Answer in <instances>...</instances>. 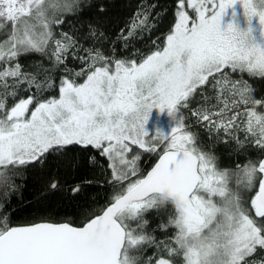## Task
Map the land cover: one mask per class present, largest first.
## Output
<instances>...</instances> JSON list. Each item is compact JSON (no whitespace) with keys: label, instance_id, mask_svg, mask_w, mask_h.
<instances>
[{"label":"snow or ice","instance_id":"1","mask_svg":"<svg viewBox=\"0 0 264 264\" xmlns=\"http://www.w3.org/2000/svg\"><path fill=\"white\" fill-rule=\"evenodd\" d=\"M155 8L141 0L105 52L99 24L83 38L75 25L64 30L81 0H0V201L22 169L73 148L111 189L80 225H12L0 202V264H264V96L249 83L264 81V0H175L168 31L144 52L133 40L151 36ZM121 41L131 52L117 55ZM34 54L43 59L29 71L21 58ZM220 143L258 156L222 168ZM144 154L157 158L148 170ZM162 208L166 242L148 230Z\"/></svg>","mask_w":264,"mask_h":264},{"label":"trees","instance_id":"2","mask_svg":"<svg viewBox=\"0 0 264 264\" xmlns=\"http://www.w3.org/2000/svg\"><path fill=\"white\" fill-rule=\"evenodd\" d=\"M140 2L141 0H81L83 11L78 16H70V23L63 26L64 30L68 31L72 25H75L79 29L80 37L83 38L89 22L99 24L110 38L102 45L103 50L108 52L110 43L115 40L120 29L126 28ZM147 2L156 4L153 16L155 17V13L158 12L160 17L151 36L145 35L143 39L133 40L135 47L144 52L149 51V47L146 45H150L151 41L157 37L162 39L163 34L168 31L173 22L175 7V0H147ZM101 6L104 8L102 13L99 11ZM83 43L87 46L92 44V40H83ZM122 43L121 41L115 45L117 55H125L132 50L131 48L121 50ZM96 46L100 47L101 45L97 44ZM42 59L34 54L22 57L21 63L31 71L34 69L30 65ZM43 62L45 65L48 64L47 60H43ZM54 75L58 81L62 73L57 70ZM245 79L249 78L245 76ZM249 83L256 89L253 95L264 96V81L249 79ZM54 94L53 92L45 93L46 96ZM194 130L199 132L204 146L207 147L210 143L207 132L199 127ZM233 147L232 144L225 145L223 143L215 146L214 151L219 157L220 167L232 168L236 161L244 162L248 158L256 159L258 156L257 150L250 146L241 150L239 154L232 151ZM88 155V152L73 148L66 154L49 155L43 165L34 164L22 169V176L16 180V184L20 186L18 190L10 192V199L0 201L4 203L5 211L10 213L11 224L28 225L48 221L80 225L85 218V209L98 212L100 208L104 207L110 197L111 189L106 182L107 177L101 173L99 166L89 164ZM97 159L106 167L107 162L102 157L97 156ZM156 159L155 155L144 154L139 163L143 169L148 170ZM53 178L59 185L56 190L49 187ZM85 181L92 182L85 183ZM77 184L81 185V191L73 195L71 188ZM147 218L149 232L158 241L166 242L173 229L169 228L165 233L158 225L167 221V212L162 208L159 214L150 213ZM156 252L155 245L147 247L140 254L141 261L147 260Z\"/></svg>","mask_w":264,"mask_h":264},{"label":"rangeland","instance_id":"3","mask_svg":"<svg viewBox=\"0 0 264 264\" xmlns=\"http://www.w3.org/2000/svg\"><path fill=\"white\" fill-rule=\"evenodd\" d=\"M67 64H68V66H70V67H72L73 69H79L80 67H81V65L78 63V62H76V61H74V60H72L71 58H69L68 59V61H67ZM34 70H31V71H35V68L34 67H32ZM30 71V70H29ZM58 81H59V79H58ZM57 81V82H58ZM47 93V92H46ZM155 115V114H154ZM161 119H163V117H161ZM150 126H151V124H150ZM243 134L241 133V136H242ZM251 147V146H250ZM252 148H254V147H252ZM255 149V148H254Z\"/></svg>","mask_w":264,"mask_h":264},{"label":"water","instance_id":"4","mask_svg":"<svg viewBox=\"0 0 264 264\" xmlns=\"http://www.w3.org/2000/svg\"><path fill=\"white\" fill-rule=\"evenodd\" d=\"M155 162H156V161H155ZM155 162H154V163H155ZM153 165H154V164H153ZM153 165H152V166H153ZM150 168H151V167H150Z\"/></svg>","mask_w":264,"mask_h":264}]
</instances>
